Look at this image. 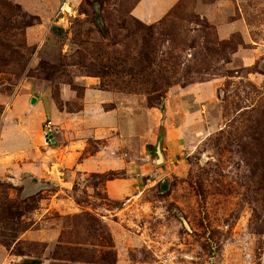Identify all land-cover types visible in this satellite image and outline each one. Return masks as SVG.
Returning a JSON list of instances; mask_svg holds the SVG:
<instances>
[{
    "label": "rangeland",
    "instance_id": "1",
    "mask_svg": "<svg viewBox=\"0 0 264 264\" xmlns=\"http://www.w3.org/2000/svg\"><path fill=\"white\" fill-rule=\"evenodd\" d=\"M140 1L0 0V264H264V0Z\"/></svg>",
    "mask_w": 264,
    "mask_h": 264
},
{
    "label": "crops",
    "instance_id": "2",
    "mask_svg": "<svg viewBox=\"0 0 264 264\" xmlns=\"http://www.w3.org/2000/svg\"><path fill=\"white\" fill-rule=\"evenodd\" d=\"M175 1L176 0H174L173 2L175 3ZM155 2H156V0H141L139 5L141 7L142 6L147 7V9L149 10V13H148V15H149V14H154V13H150V12L151 11L155 12L156 8L158 7L159 0L156 3ZM173 2L169 3L168 5H166L165 9L156 11L155 12L156 14L153 17H148L147 16V18H148L147 21L148 22H152L154 20L159 19L161 17V15H163V13L173 4ZM153 18H154V20H153ZM108 168L111 169L112 167L109 166Z\"/></svg>",
    "mask_w": 264,
    "mask_h": 264
},
{
    "label": "water",
    "instance_id": "3",
    "mask_svg": "<svg viewBox=\"0 0 264 264\" xmlns=\"http://www.w3.org/2000/svg\"><path fill=\"white\" fill-rule=\"evenodd\" d=\"M49 138H50L51 142L55 141L53 134H50ZM162 141H163V133L160 134L159 142H158L157 148H156V154L158 155L157 161L159 163L163 162V160H164V156H163V153H162V147H161Z\"/></svg>",
    "mask_w": 264,
    "mask_h": 264
},
{
    "label": "trees",
    "instance_id": "4",
    "mask_svg": "<svg viewBox=\"0 0 264 264\" xmlns=\"http://www.w3.org/2000/svg\"><path fill=\"white\" fill-rule=\"evenodd\" d=\"M177 69H178V67H177ZM170 85H171V83H169L168 82V84L166 85V86H155V85H153V87H154V89H156V90H159V89H165V88H167V87H170ZM165 185L163 186V190H165ZM23 264H31V262L30 261H28V260H25V262H23Z\"/></svg>",
    "mask_w": 264,
    "mask_h": 264
},
{
    "label": "built area",
    "instance_id": "5",
    "mask_svg": "<svg viewBox=\"0 0 264 264\" xmlns=\"http://www.w3.org/2000/svg\"><path fill=\"white\" fill-rule=\"evenodd\" d=\"M65 7H62V10L59 12V15L63 12V9H64ZM52 124V122H49V124H48V126H50Z\"/></svg>",
    "mask_w": 264,
    "mask_h": 264
}]
</instances>
